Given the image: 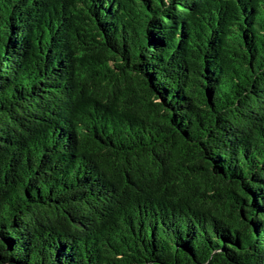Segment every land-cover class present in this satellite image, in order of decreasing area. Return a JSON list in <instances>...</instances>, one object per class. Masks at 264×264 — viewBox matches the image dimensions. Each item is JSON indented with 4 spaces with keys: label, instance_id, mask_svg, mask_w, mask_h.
Listing matches in <instances>:
<instances>
[{
    "label": "trees",
    "instance_id": "obj_1",
    "mask_svg": "<svg viewBox=\"0 0 264 264\" xmlns=\"http://www.w3.org/2000/svg\"><path fill=\"white\" fill-rule=\"evenodd\" d=\"M0 264H264V0H0Z\"/></svg>",
    "mask_w": 264,
    "mask_h": 264
}]
</instances>
